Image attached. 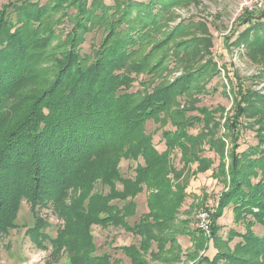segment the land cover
Masks as SVG:
<instances>
[{
    "label": "trees",
    "instance_id": "obj_1",
    "mask_svg": "<svg viewBox=\"0 0 264 264\" xmlns=\"http://www.w3.org/2000/svg\"><path fill=\"white\" fill-rule=\"evenodd\" d=\"M182 1L190 0H17L0 7V239L17 226L23 201L30 204L33 218L26 234L37 248L50 249L53 262L65 254L70 264H116L107 254L94 252L95 224L120 225L138 237L137 244L118 247L129 264H148L145 255L158 259L178 246V234L204 237L200 229L191 231L186 221H176L186 193L174 183L177 174L169 156L177 149L186 163L202 161L184 154L206 141L207 133L192 135L188 126L211 113L197 108L198 115L186 116L195 108L175 105L178 96L207 93L202 81L216 71L200 65L150 87L175 61L170 55L192 47L187 40L177 41L170 53L159 54L186 31L183 26L161 31L168 12ZM246 15L245 34L264 51V11ZM67 21L72 28L62 35L59 24ZM95 30L101 34L99 42L82 54L86 35ZM134 81L141 90H130ZM238 81L228 126L258 115L264 130V94ZM38 82L41 89L26 90ZM169 113L175 129L164 130L165 148L158 151L144 127ZM236 126L229 131L233 145L227 155V188L217 199L209 227L216 239L221 229L216 219L230 207L244 232L230 229L226 240L218 236L226 247L236 236L239 240L230 250L215 246L210 258L195 264H264V148L258 143L239 149ZM219 155L223 158L224 152ZM138 157L143 163L133 176H121L120 160ZM142 191L147 211L131 224L128 219L136 217L135 198ZM47 213L62 222L54 237L45 232ZM256 224L261 235L251 230Z\"/></svg>",
    "mask_w": 264,
    "mask_h": 264
},
{
    "label": "rangeland",
    "instance_id": "obj_2",
    "mask_svg": "<svg viewBox=\"0 0 264 264\" xmlns=\"http://www.w3.org/2000/svg\"><path fill=\"white\" fill-rule=\"evenodd\" d=\"M14 1L17 0H0V7ZM37 1L46 2V0ZM239 1H182L174 6L171 12H168L170 17L167 16L169 19L165 22L166 26L161 28L163 33L179 26L185 27L186 31L177 34L173 41L167 44L159 54L170 53L173 49L172 45L177 41L187 40L192 47L184 52H179L176 56L170 55L169 57L173 59L176 57L175 61L171 59L167 69L163 71V79H156L150 84V87L172 80L184 70H192L200 65L210 66L212 71H216L210 79L205 78L202 81L206 82L207 93L199 94L196 98L178 96L177 105H175V108L183 105L184 107L188 105V107L195 108L187 110L186 116L198 115L197 108H204L206 109L205 113H211L205 119L202 118L200 123L188 126V131L192 135L201 132L207 134L204 137L206 141L199 144L195 143L184 154L189 159L195 156L205 161V164L202 161L184 162L182 153L177 149H174L169 156V162L176 169L178 175H176L177 178L174 179V183L184 186L186 193L183 205L176 215V221H186V229L191 231L198 229L196 216L200 211L209 214V223H211V216L217 207V199L227 188L225 171L228 164L227 155L233 145L229 135L230 129L234 128L235 125L239 129L236 138L239 149H245L258 143H260L261 148H264V142H258L259 139H264V130L260 131L258 115H253L250 118L241 117L238 123L233 122L228 126V118L234 117L235 96L238 97L239 95V91H233V86L239 82L238 80H241L245 87L264 94V51L260 46L257 47V42L252 40V37L246 36L247 24L242 21L247 15L246 13L238 15L237 5ZM105 2L112 3L111 0H105ZM71 11L69 10V13ZM256 19L255 17L251 22ZM59 27L62 35H66L70 32L72 24L70 21L62 22ZM100 37L101 34L96 30L87 34L85 42L80 47V52L82 54L90 53L91 46L97 45ZM53 43H58L57 39ZM33 84L28 85L29 88L26 90L42 88L40 82ZM142 87L138 81H134L130 90H141ZM171 116L172 114L169 113L167 116L163 115L158 119L148 120L145 124L144 132L151 135L153 144L158 151H163L165 148L162 138L164 130L175 129V126L173 127L170 122ZM209 142L216 148L209 149ZM220 152H224L223 158L220 157ZM142 163L143 160L140 157L137 159L122 158L119 163L121 176H133L136 165ZM199 167L206 170H198ZM221 167L224 168L223 174L220 173ZM117 186L120 188L119 183ZM102 190L108 191L107 188ZM145 194L146 192L142 191L135 198L137 213L136 217L128 219L129 223L132 224L133 220L142 212L147 211ZM31 212L30 204L23 201L15 220L17 226L10 229L5 238L0 239V264H70L65 254L60 255L59 259L53 262L50 249L42 250L35 246L30 236L26 234V229L33 226ZM47 215L49 227L45 228V232L50 237H54L57 227L62 222L50 213ZM216 223L221 225L217 237L221 236L223 240L227 239L226 233L230 229L240 233L244 232L243 224L234 220V214L230 207L222 210L221 215L216 219ZM251 230L257 235L262 234V227L259 224L252 226ZM91 233L96 254H107L109 260L115 261L116 264H129L128 258L118 247L132 243L137 244L138 237L136 235H132L120 225L100 226L95 224L91 227ZM202 237L196 235L188 239L184 235L179 238L180 243L177 241V247L167 248L165 254L163 253L158 259H151L149 255H145L146 261L148 264H195L201 258H208V254L215 251V246L230 250L234 243L239 240V237L236 236L226 247L217 241V237L216 239L213 238L211 228L209 236ZM163 258L165 260H162Z\"/></svg>",
    "mask_w": 264,
    "mask_h": 264
},
{
    "label": "built area",
    "instance_id": "obj_3",
    "mask_svg": "<svg viewBox=\"0 0 264 264\" xmlns=\"http://www.w3.org/2000/svg\"><path fill=\"white\" fill-rule=\"evenodd\" d=\"M264 11V0H240L237 5L238 15L246 13L252 16H257ZM196 225L202 234L209 236V214L205 211H200L196 216Z\"/></svg>",
    "mask_w": 264,
    "mask_h": 264
},
{
    "label": "crops",
    "instance_id": "obj_4",
    "mask_svg": "<svg viewBox=\"0 0 264 264\" xmlns=\"http://www.w3.org/2000/svg\"><path fill=\"white\" fill-rule=\"evenodd\" d=\"M144 212H145V211H144ZM182 236H184V234H181V235H177V236H176L177 241H178L179 243H180V239H179V238L182 237ZM186 236H187L188 239H189V236H188V235H186ZM213 253H214V252H210V254H208V256H209L208 258H210V257L213 255Z\"/></svg>",
    "mask_w": 264,
    "mask_h": 264
}]
</instances>
